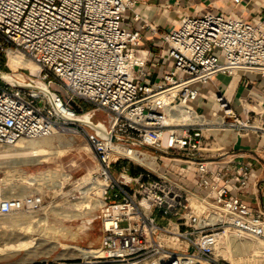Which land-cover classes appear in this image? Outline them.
Wrapping results in <instances>:
<instances>
[{
  "label": "built area",
  "instance_id": "1",
  "mask_svg": "<svg viewBox=\"0 0 264 264\" xmlns=\"http://www.w3.org/2000/svg\"><path fill=\"white\" fill-rule=\"evenodd\" d=\"M128 11L140 29L126 26ZM183 15L179 25L159 32L135 0H0V60L19 50L39 66L27 75L60 84L83 111L87 103L104 115L109 140L59 118L45 95L0 81V144L74 131L98 159L103 255L89 264H225L215 247L226 233L264 241V209L241 198L264 177L257 180L252 161L218 152L212 134L234 129L264 139V119L245 105L241 118L223 93L200 91L217 74L264 76V13L247 20L214 7ZM144 28L163 44L158 59L140 49ZM160 60L167 67L152 79L147 65ZM52 96L77 114L58 92ZM213 96L216 110L215 103L207 114L194 108L197 98ZM41 204L36 194L0 195V215Z\"/></svg>",
  "mask_w": 264,
  "mask_h": 264
},
{
  "label": "rangeland",
  "instance_id": "2",
  "mask_svg": "<svg viewBox=\"0 0 264 264\" xmlns=\"http://www.w3.org/2000/svg\"><path fill=\"white\" fill-rule=\"evenodd\" d=\"M219 8L226 10L222 6ZM157 39L159 40L158 35ZM0 70L12 71V73L22 72L23 77L28 74L27 68L14 70L9 64V57L7 58L6 56L0 60ZM210 99H212L210 106L216 103L214 96ZM83 106L88 110L91 108L87 103ZM93 120L104 121L103 113L96 112ZM57 134L63 138H61L62 141H68L70 144L62 147L63 151L59 154L45 156L46 159L42 163H32L30 161H24L23 163L14 157L0 156V186H3L4 193L9 194L7 188L12 184L23 182L28 186V195L36 194L42 198V204L38 210L0 215V264H89L88 261L94 260L93 257L88 258L74 254L69 246L76 245L82 248L100 249L102 236L101 205L93 207L85 215L71 217L72 219L63 218L61 214L57 213H61V211L62 214L78 212L76 210L78 207L72 204L84 199V196H89V199L101 200L100 194L95 193V190L90 188L91 186L93 187L94 182L102 183V179L96 175L99 166L98 159L82 133L59 132ZM23 141L26 142L27 140ZM1 146L0 150L5 149L2 144H0ZM120 164H125V162L122 161ZM130 164L134 166L132 162ZM40 173H45V175L41 178L39 176L40 180L37 183H28L30 177ZM113 173L117 174V168L113 169ZM28 175L29 177H26ZM83 191L88 193L85 195V193H82ZM12 192L16 194V190ZM86 209L82 210L86 212ZM38 218H41L40 222L45 220V224L49 228L47 229L48 234L42 237L44 239H41V236L37 235V231H34L31 236L36 239L31 245L27 247H9L10 244L16 243L10 240L12 239V228L23 226L31 222V219L36 220ZM119 225L125 226L126 222L121 221ZM244 237L247 240H251L250 236ZM55 239L60 242L57 246H54L53 241ZM4 242L7 244H3ZM261 242L264 243L262 240ZM219 256L224 259L225 264H232L233 260H235L233 262H240L241 264H264V255L256 254L253 251L242 255L239 259L231 260L222 255Z\"/></svg>",
  "mask_w": 264,
  "mask_h": 264
},
{
  "label": "crops",
  "instance_id": "3",
  "mask_svg": "<svg viewBox=\"0 0 264 264\" xmlns=\"http://www.w3.org/2000/svg\"><path fill=\"white\" fill-rule=\"evenodd\" d=\"M135 1L140 11L148 15V23L155 25L159 31H168L174 24L178 25L179 16L193 15L197 8L213 10L211 8L222 6L247 20L264 13V0H241L239 3H231L229 0L225 3L219 0H176V3L175 0H169V8H164L163 0ZM211 2H213L212 5ZM146 6L148 9H145ZM131 16L132 12L128 11L125 17L126 26L129 29H140L142 22H133ZM141 36L140 49L147 50L151 58L158 59V50L163 44L157 39V35L149 28H144L141 30ZM157 63L155 67L147 65L152 72V79L159 78L167 67L161 60ZM167 64H171V61L169 60ZM233 81L235 84L229 100L234 112L244 118L245 105L247 109L256 111L264 119V76L259 73L237 71L231 74H217L213 81L201 85L200 91L205 94L211 90L226 96V91ZM211 103L212 99L199 97L193 102V106L197 111L207 114ZM248 104L253 108H249ZM212 134L220 147L218 152H222L223 156L234 157L238 162L252 161L257 180L260 181L264 177V139H260L258 134L237 132L234 129H215ZM241 198L253 207L264 209V183L260 182L257 189H252L250 194L242 195Z\"/></svg>",
  "mask_w": 264,
  "mask_h": 264
},
{
  "label": "bare ground",
  "instance_id": "4",
  "mask_svg": "<svg viewBox=\"0 0 264 264\" xmlns=\"http://www.w3.org/2000/svg\"><path fill=\"white\" fill-rule=\"evenodd\" d=\"M212 4L213 3H211V5ZM197 10H198V8H197ZM179 23H180V21H179ZM179 23H178V25H179ZM140 55H144V51L140 52ZM8 57H9V64L14 70L19 68V67L20 68H27L33 74H36L39 70L38 64L35 63L34 61L28 59V58H25L19 50H9ZM7 62H8V59H7ZM233 73H235V72H233ZM13 75H15L16 77H19V78H23L22 72H13ZM234 84H235L234 81L232 83H230V85L226 91L225 97L228 100L231 97V93H232V89H233ZM161 97H164V96H161ZM56 105L61 112L65 113L67 115L71 114L70 110L67 109L64 106V104L57 102ZM246 105H247V103H246ZM248 107L253 108L249 104H248ZM213 109L214 110L217 109L216 103H215ZM70 133H74V131L70 132ZM61 138L62 137L56 133V134L46 136V137L28 139L26 142L23 140H18L15 143H4L2 145L5 147V149L0 150V156L14 157L23 163H24V161L25 162L30 161L32 163H42L46 159L45 156H51L54 154H59V153H61V151H63L62 147L70 144V142H68V141H62ZM1 148H2V146L0 147V149ZM130 156L134 159H137L140 162H145L146 164H148V166L153 168L152 161L149 160L148 158H146V159L144 158V160H143V159H141V157L136 152H132ZM43 175H45V173H40L39 175H35V176L30 177L29 180L27 179L28 183L29 184L37 183V181L40 180V178ZM39 176H40V178H38ZM26 177H29V175ZM84 181H86V180H84ZM101 185L102 184L99 182H96V183L94 182L93 187L91 186L90 188L95 190V193L100 194ZM2 187L0 186V195H2L3 197H13V196L20 197V196H25L24 194L28 195V193H29V191H27L28 186L25 185L23 182H20L18 184H12L10 187H8L7 191L9 192V194H5ZM15 190H16V194H13L12 191H15ZM87 191H83L82 193H85V195H86L88 193ZM90 191H92V190H90ZM23 192H24V194H23ZM83 198L84 199L72 204V205L78 207V209L75 208L76 210H78V212H74V213L69 212L70 214H62V211H61V213L60 212H57V213L59 215L61 214L63 216V218L64 217H67V218L80 217L81 215L87 214L93 207H95V206L97 207V205L102 206V201L100 199H93V198L89 199V196H84ZM84 208H87L86 212L82 210ZM40 219L41 218H38L36 220L31 219L30 220L31 222H29L28 224L12 228V232H11L12 239H10V240L15 241L16 243L10 244V245L8 244L9 247H16V246L27 247L28 245H31L34 242V240L36 239L35 237L31 236V233H33L34 231H37L36 232L37 235L39 234L41 236V239H44L42 237L46 236L45 234H48L47 229H49V228L45 224L46 223L45 220L43 222H40ZM244 236H250L251 240H247ZM6 237H8V236H6ZM45 238H47V237H45ZM55 238H56V236H55ZM261 240H260V238L258 239L257 237L255 238L254 236H251V235L239 234L236 232L226 233L219 240L218 244L216 245L215 255L220 257V258H222V257L219 255H222L223 257H225L227 259H231V260L236 259V258L239 259L242 255H244V254L246 255L247 253L249 254L251 251L255 252L256 254L259 253V254L264 255V243L261 242ZM53 242H54V246H57L60 244L58 239H55ZM3 244H7V243L4 242ZM69 248L71 249L72 253L77 254L79 256H86L88 258L99 257V256L103 255V252L100 249L82 248V247H79L76 245L69 246ZM233 261H235V260H233ZM233 261H232V264H241L240 262H233Z\"/></svg>",
  "mask_w": 264,
  "mask_h": 264
},
{
  "label": "water",
  "instance_id": "5",
  "mask_svg": "<svg viewBox=\"0 0 264 264\" xmlns=\"http://www.w3.org/2000/svg\"><path fill=\"white\" fill-rule=\"evenodd\" d=\"M0 81L14 88H20L24 90L36 91L45 95L52 111L61 119L79 123L86 126L91 130L97 137L103 140H109L110 133L106 128V125L103 120H93L95 115V110L83 111L82 107L75 101L70 100L66 90L58 83H49L47 84L43 80H40L36 77H31L25 75L24 78H19L13 75L11 72L1 71L0 70ZM52 90L58 92L62 99L67 102L69 107L73 108L76 111L75 116L67 115L59 110L55 100L52 96ZM112 140H115V137H111Z\"/></svg>",
  "mask_w": 264,
  "mask_h": 264
},
{
  "label": "trees",
  "instance_id": "6",
  "mask_svg": "<svg viewBox=\"0 0 264 264\" xmlns=\"http://www.w3.org/2000/svg\"><path fill=\"white\" fill-rule=\"evenodd\" d=\"M77 103H78V101H76ZM124 162V161H123ZM121 163V162H120ZM120 165H122V164H120Z\"/></svg>",
  "mask_w": 264,
  "mask_h": 264
}]
</instances>
